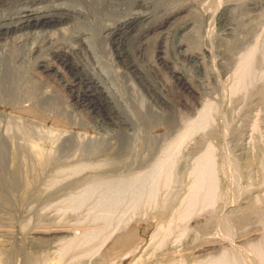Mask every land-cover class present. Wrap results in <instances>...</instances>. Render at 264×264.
Instances as JSON below:
<instances>
[{
  "label": "rangeland",
  "instance_id": "374dc122",
  "mask_svg": "<svg viewBox=\"0 0 264 264\" xmlns=\"http://www.w3.org/2000/svg\"><path fill=\"white\" fill-rule=\"evenodd\" d=\"M223 1L235 22L230 33L205 28L203 13L215 0H204L154 23L142 51L129 55L164 99L153 110L135 80L121 95L111 68L96 58L116 92L118 128L64 101L32 106L39 112L32 117L0 106V264H149L154 255L188 264L185 248L208 242L216 247L205 264H217L218 252V264L264 262V0ZM251 48L254 59L239 79ZM106 141L127 147L108 152ZM205 153L210 161L200 160ZM220 155L235 161L232 177L219 171ZM166 156L170 170L159 163ZM230 185L237 195L229 201ZM135 248L146 254L133 255Z\"/></svg>",
  "mask_w": 264,
  "mask_h": 264
},
{
  "label": "bare ground",
  "instance_id": "6f19581e",
  "mask_svg": "<svg viewBox=\"0 0 264 264\" xmlns=\"http://www.w3.org/2000/svg\"><path fill=\"white\" fill-rule=\"evenodd\" d=\"M203 1L201 0H0V106L12 108L13 111L17 114L19 113L24 116L32 117L34 115L39 114V112L33 109L32 106L50 103L56 105L57 107H60L62 105L61 102L64 101L70 103V106L74 107V109H78L79 111H85V113L92 112L96 114L112 128L120 127L121 120H119V116L117 115L119 111L118 108L119 105L115 102L114 99L115 98L114 95L116 92L114 91V88H112L108 84L110 79L109 75L105 74L104 73L105 71L103 72L102 70L99 69V67H97L98 65L95 62L96 58L98 59L101 58L105 60V62L111 68L112 75L115 79V83L117 82L116 85L119 84V86L122 87V89L124 90L120 93L121 95L122 94L126 95L127 90L130 89L129 84L127 82L131 80L132 81L135 80L140 90L143 93H145L150 99L146 103L145 106L146 110L152 109L155 104L158 105L164 104L163 103L164 99L161 97V93H159L157 89H155V87L150 83V81L145 75V72H142L141 66L140 65L137 66V64H135L133 61L130 60L131 58L130 54L133 52L134 49L142 51L143 46H141L140 44L141 43L140 39L141 40L143 39L145 33H147V31L152 28L154 23L157 24L158 22H160V24H163L168 19L178 14L180 11L186 9L188 6H201ZM251 4L252 5H250L249 8L253 7V3ZM229 7L230 4H228L227 2H224L223 0H215L214 11L212 9V12L208 11L209 13L206 12L203 13L204 15L203 20L207 24L205 28L207 26L208 28L210 27L214 28V26L217 25V27L220 28L223 32L230 33V31L233 30L232 27L235 22L233 18L232 19L230 18V14L228 11ZM190 23L191 22L189 21L184 23L183 26L185 27V29L190 26ZM64 38L67 39V42L63 41ZM252 48L251 50L248 49L249 52L246 55L242 56L241 64L238 67L239 68L238 74L240 76L236 74L238 78L241 76L243 77L244 73L246 72V69L250 67L254 59L253 54L256 46L254 49ZM240 81L241 80H239V82ZM130 86L132 88V83ZM183 137L184 135L182 136V138ZM181 139L178 142L176 141V143L172 146L173 154L171 155L174 156V153L176 152L179 143L181 142ZM106 147H107L106 150H109L108 152L116 151L119 149L122 151L126 149L127 144L123 142L115 143V144L111 142H107ZM173 156L170 157L166 156L167 158L164 157L165 160H162L163 162L160 159H158L162 162V164L161 162H159L160 165L161 166L163 165L165 166L166 169L170 170L171 168L169 167L171 166V164H173L170 158H172ZM200 160L203 162L210 161V155L205 153L204 156L202 155ZM217 164L219 165L217 166L219 167V171L220 170L222 171L221 173L222 175L224 173L227 176L228 175L231 176L233 175L232 173L235 172V166H236L235 161H233L232 158L229 156H224V157L222 156V158L220 159V164L219 163ZM247 164L245 166H247ZM157 166L158 165L155 166V169L157 168ZM203 166H207V165H203ZM172 167H174V165ZM207 167L209 169V165ZM217 167H214V169H216ZM208 169H206V171ZM169 170H167L166 172L162 170V173L164 171L166 174L169 172ZM206 171H204V173ZM194 183H195L194 187L196 189L197 188L196 180L194 181ZM208 187L210 188L211 186H207V188L205 189L208 190L209 189ZM234 187L231 185L230 187L228 186L224 187V189L226 188L225 191L223 190L224 198H226L229 201L230 199L233 200L235 198L237 194H236V188L234 189ZM221 200H224V202H226L225 199H223V197L221 198ZM242 218H246V216ZM259 241L261 242L263 240H259ZM230 244L231 243H229L228 245ZM247 244L246 246L248 247L249 243L247 242ZM253 244L252 247L255 246ZM258 244L260 243L258 242ZM214 245L212 246L208 242L207 245L199 244V245H194L193 247H186L185 250H189V255L187 254L188 256L186 257L184 254L185 256L184 259L186 260L185 262H188V264H190L189 261H187L189 257L191 258V260L193 261L195 260L196 262L197 261L203 262L204 260L208 261L207 259L209 258L211 259L212 257L210 256L211 252L209 251L215 249L213 248L216 247ZM261 245L259 248L263 249L262 250L263 252L261 250L260 251L262 252L261 254L264 255V245L263 246ZM244 246H240V247L243 248ZM245 247L243 250H246L247 247L246 248ZM249 248H251V246ZM139 250L135 248V250L132 251L131 253L135 256L139 255L141 252H143L142 251L143 249L140 251ZM240 250L241 249H239V252ZM152 251L154 252L155 249ZM251 251L250 253H252ZM260 251L256 252L255 250L253 252L256 253L255 254L252 253V254L258 255V252ZM224 252H223V257H225ZM239 252L237 254H239ZM163 253L165 252H162L161 254L163 255ZM218 253L220 257L221 256L220 252ZM144 254L141 253L139 258L143 257L141 255ZM154 256L155 259L153 261H150L149 264H162L159 257L157 255ZM248 257L250 256L248 255ZM258 257L259 255L257 256L256 259L261 260L258 259ZM218 258H216L217 264H218V260H221L220 259L221 257L219 259ZM263 258L264 256L262 257L261 260L262 262L264 261ZM243 259L246 260V258ZM252 259L254 258H251V261ZM245 260L242 261L244 262ZM166 261L168 260L166 259ZM210 261L212 262V260ZM183 262L182 264H184ZM230 262L232 261L230 260ZM258 262L259 261H257L256 263L258 264ZM203 263L205 264V262ZM237 263L239 264V262ZM132 264H135V262Z\"/></svg>",
  "mask_w": 264,
  "mask_h": 264
}]
</instances>
